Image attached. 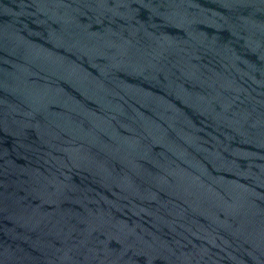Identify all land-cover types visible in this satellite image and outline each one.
<instances>
[{"label":"water","instance_id":"1","mask_svg":"<svg viewBox=\"0 0 264 264\" xmlns=\"http://www.w3.org/2000/svg\"><path fill=\"white\" fill-rule=\"evenodd\" d=\"M198 264H264V0H112Z\"/></svg>","mask_w":264,"mask_h":264}]
</instances>
